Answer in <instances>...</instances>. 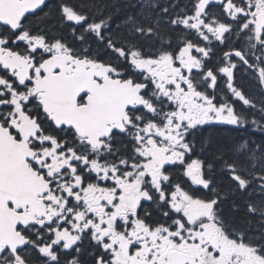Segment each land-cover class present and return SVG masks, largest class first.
Segmentation results:
<instances>
[{"label": "snow or ice", "instance_id": "6c2138e0", "mask_svg": "<svg viewBox=\"0 0 264 264\" xmlns=\"http://www.w3.org/2000/svg\"><path fill=\"white\" fill-rule=\"evenodd\" d=\"M0 264H264V0H0Z\"/></svg>", "mask_w": 264, "mask_h": 264}, {"label": "trees", "instance_id": "16d2710c", "mask_svg": "<svg viewBox=\"0 0 264 264\" xmlns=\"http://www.w3.org/2000/svg\"><path fill=\"white\" fill-rule=\"evenodd\" d=\"M182 2H187V0H182ZM214 134L224 143H235L247 136L244 131H234L229 129H216ZM252 138L259 141L261 137L259 134H255Z\"/></svg>", "mask_w": 264, "mask_h": 264}, {"label": "flooded vegetation", "instance_id": "af4514ba", "mask_svg": "<svg viewBox=\"0 0 264 264\" xmlns=\"http://www.w3.org/2000/svg\"><path fill=\"white\" fill-rule=\"evenodd\" d=\"M242 82L244 84L245 90H247V91H254L255 90L256 85H255V83L253 81H251V80H249L248 78L245 77V78H243ZM221 129H229V128L226 126L225 128H221ZM246 134H247L246 137H248L249 136V133L246 132Z\"/></svg>", "mask_w": 264, "mask_h": 264}]
</instances>
